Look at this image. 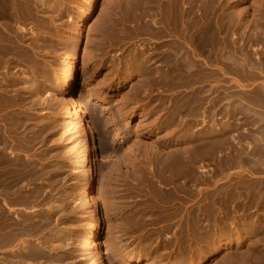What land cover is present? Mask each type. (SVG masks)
<instances>
[{
    "label": "rangeland",
    "instance_id": "1",
    "mask_svg": "<svg viewBox=\"0 0 264 264\" xmlns=\"http://www.w3.org/2000/svg\"><path fill=\"white\" fill-rule=\"evenodd\" d=\"M63 1H65L66 4H64L63 2L60 5V9L55 14L46 12V10L43 8L44 6H41V4H39L42 2V0H39V2L37 1L39 4V11L37 12L38 14H40L39 16H37L38 14H34L35 17L34 15L29 17H25L23 15L18 16L20 14L19 12H17V16L16 14L13 15L11 21L14 22H10L11 24H4L10 21V17H7V19L6 17H0V21L3 23L0 25V28H2L0 29V31L4 28L6 30V27L4 25L7 26V31L4 30L2 31L3 33L1 32V34H6L4 39H10L5 41L1 38L2 35L0 34V39L3 40V42L0 40V44L3 45L5 42H7L3 45V47L0 45V50L2 51H0V87H4L2 89L0 88V95L3 92L0 99L4 98L2 99L4 102L2 100L0 102V109H2V111L0 110V120L2 119V122H0V124H4H1V126L6 132L5 136L7 135L6 138L8 139V141L6 140V143L1 144V146H3V149L5 150L4 153L8 151V154L6 153L8 155H6L7 157H11L12 155L11 159L13 158V161L16 163V171L14 172V174L17 173L16 175L13 174L10 179L8 178L6 182L0 180V193L2 195H0V216H2L0 217V223L4 219V212L6 215L9 214L8 218L11 219H8L9 224H13V229L10 228L11 232L13 231V233H9V235L11 234V236L13 237V241L10 240L11 242L6 244L7 247L4 244V235L2 234L0 228V234H2L0 237V264L1 259H3L2 257L5 253L9 258H15H13L14 262L12 264H21L20 262H22L23 264L24 262L25 264H28V262L29 264H38L39 262V264H53L54 262V264H155V262L156 264H177L179 259L181 258L180 255H176V253L170 252L169 250H166L163 253L162 251H159L157 248H155V245L149 243L151 242L150 237H152V235L156 236V234L160 232V230L164 231L167 227L165 226V223L159 224L158 222H156L155 212L151 208L147 207L150 199H152L154 196V193H151V189H149L150 187L148 185L147 179L149 178V176H151V174H153V169L157 166V164L160 161H163L164 158H167V156L170 154L168 152H172L174 150L175 152L177 150V152L187 154L186 156H188L189 163L194 165V175L197 176L196 180H198L197 185L194 188V192L197 193V190L201 189L199 191V193H201H197L199 195V198L198 196H196L193 198V201L188 202H193L192 204H195L196 206L194 207L192 204H188L189 207L192 208L193 206L194 208H196L199 204L198 200L202 197V192H213L217 189V187L223 188L217 191H220L224 198L230 199L231 196H236L238 199H240L238 200V202H240L239 204L235 205L234 201H232V203H230L231 205H229V207H226V209L222 207L220 214H222V216L224 214L226 215V210L228 209L227 217L233 223V226L231 227L234 229L237 228L241 236L239 238H229V236H227L226 233L223 232L222 236L220 235V242L214 243L215 248H211L210 245L207 252L204 255H200L198 257L199 259L197 258L198 261H196L195 264H226V261H234V259L235 261L232 264H264V0L263 2L260 0H199V3L195 2L197 0H174L175 3L173 0H168L169 3L167 0H162L165 5H163V2L161 0H143L144 3L143 1H141L143 3V6L140 5L142 7V9L140 8L141 11L138 9V7L136 8V11L139 10L140 13L142 12V15L145 14L142 18V15H140L139 13V16L141 17H139L140 19H138V17L132 18L131 16H128L129 14L127 12L129 7H124L125 9H122V12L121 8L115 6L116 10H114V13L117 14L119 11L120 16L118 14L116 16L115 14H113V18L116 20L118 27L122 28V26L124 25V27L122 28V32H125V35L131 33L130 30L134 25L138 26L140 23H143V19H145V22L146 20H152V18L158 20L161 18V15L165 11L171 8L172 4L180 2V11H183V9H189L188 11L190 14L188 17L191 20L197 19V21L201 22L204 20V17H207L209 19V27L210 25H213L214 27L217 25L215 28L210 27V29H212L211 34L212 36H217V39L216 36H214V40H217L218 42L219 40L220 42L223 41V45L220 46L224 49V51H222L223 49L221 51L215 49L216 45L211 46L209 49L210 52L208 51V53L205 54L207 60L205 59V57H203L204 54L202 52H198L199 50L195 51V54H198L197 57H195V60L196 62L197 60H199L198 62L200 63L199 64L197 62V64L202 68L204 66V68L202 71L197 68L198 72H196V74H198V76L197 80L194 83H187L188 85H186L185 82L183 83L182 81H180L176 86V89L175 87H173L174 89L166 88V90L165 88H163L164 92H162V89L160 88H154V90L151 87L152 89H150L151 91L149 92H152L153 95L148 92L146 96L143 93V96L138 95V93L140 94V92L138 91V87L140 85V79H142V74H140L142 73V67H139L137 64L135 65L134 59L137 55L136 52L132 53L131 50L135 49L136 51H138L142 49L143 46V48L146 47L148 51H151L154 43L148 42V44L145 40H139V38H136V40L135 38L130 39L131 42L128 43L126 51H129V62H132L129 65V72L131 73L129 76L124 77L122 76V57L125 55H122L120 53V47H117L115 45L108 46V42H110V44L111 42L113 43V41H110V39H108V42L106 43L107 45L105 44V46H101V43L98 41V23L106 15L105 12L107 11L110 4H118V1L125 2L131 0H95V3L93 4V0ZM181 1L183 2L181 3ZM184 1H187V3L191 1V5L189 3H185ZM210 1L212 6H207ZM212 1L214 4H216V7H214L216 8V11L213 9L214 4L212 3ZM216 1H218V3H215ZM146 3H148V5ZM157 3H161L160 6H158ZM168 4H171L169 6L170 8L168 6L166 7V5ZM205 4L207 5L205 6ZM40 6L43 9H41ZM231 6L233 7L231 8ZM159 7L163 12L159 10ZM200 7L203 9H201ZM206 7L208 8L206 9ZM192 8L195 11H192ZM145 11L147 14L145 13ZM153 11L155 13H153ZM44 12L46 15L44 14ZM233 12L236 14V18ZM58 13L61 14V16H57ZM148 13L150 15H148ZM154 14H156V17H152L155 16ZM231 14H233V16ZM237 14H239V16ZM51 15H55L56 17L54 16L52 18ZM230 15L232 18H230ZM221 16L223 17V19ZM119 17H122L123 20L122 18L119 20ZM227 17L229 20H231L228 21ZM35 18L36 20H34ZM29 19L31 20V22ZM124 19L128 21H124ZM27 20L28 22H26ZM41 20L43 21V23ZM129 21H132V24ZM135 21H139V24H137ZM217 21H223V23L219 22L221 24H219V26ZM33 22L36 23L34 24V26ZM121 22H123V25ZM12 24L13 27L11 29ZM127 24L129 27L127 26ZM17 25L18 27H16ZM43 25H45L46 27H44ZM253 25L256 26L253 27ZM31 27H33V29H31ZM17 28H20L22 33L21 35L19 34L20 30L17 31ZM43 28L45 31L43 30ZM127 28H129L130 30ZM222 28L224 29V32ZM125 29L127 30L125 31ZM213 29H215V33ZM32 31L36 33H33ZM9 32L13 33L9 34ZM50 32L51 35H49ZM78 32L80 34H78ZM14 33H16V35ZM223 33L226 34L223 35ZM225 36L227 38H225ZM12 38L15 39L13 40ZM10 41L14 46H16V44L18 45L19 43V45L16 46L17 49L13 45H8V42ZM12 41L14 42L12 43ZM144 41L146 43H144ZM230 41L232 43L234 42V45ZM224 43L226 46H224ZM240 44L242 46V49L240 47ZM236 45H238L237 48L239 49L236 48ZM5 46H8V48L11 47L9 48L11 51L9 49L7 50ZM223 46L226 47V49ZM233 47L235 48L233 49ZM196 49H198V47H196ZM216 52L218 54H216ZM245 52L246 54H244ZM247 52L249 54H247ZM219 53H226L227 56L225 55L226 57L223 59L226 60L225 63L223 60H218L219 57L215 56H218ZM229 53H232V55L230 54L231 58L229 57ZM4 54H6V56ZM2 55H4L5 57ZM244 55L246 56L247 60ZM209 57H211L212 59H210ZM234 58L239 63L243 60L240 63V65L242 64L240 66L241 68L238 66L239 64L234 60ZM203 61H206L204 63H207L208 65L206 64L205 66ZM230 62L234 63L233 67H231L233 63L230 64ZM252 62L254 64H252ZM248 63H250L249 66ZM5 65H7V68L5 67ZM133 67L137 68L134 69ZM69 68L75 70L76 74L75 84L72 90L73 92H70L68 89L64 88L62 83L64 74ZM139 69L141 71H139ZM243 73H245L244 75L246 77L243 75ZM216 75L219 79L215 77ZM203 76L205 79L203 78ZM13 77H15V83L13 82ZM202 85L203 87H201ZM5 89H7L8 91ZM159 91L162 93L159 94ZM173 91L176 93H174ZM131 92L135 94L137 98L134 97ZM166 92L168 94L170 92H173L174 94L170 93L172 95L171 97V95L169 94V96ZM196 92H199V95H197ZM4 93L5 96L7 95L6 97L3 96ZM22 93L25 96L24 98L22 97ZM9 96H12L14 98H11ZM173 96L175 97V99L177 98L175 101ZM169 97L173 99L174 102H170L171 99L169 101ZM9 98L11 100H14H12L13 103L16 101L14 103L16 104V107H14L15 105L13 103L11 104ZM134 100H137L138 104L135 103L136 101L134 102ZM197 100L201 102V105H199L200 108L198 106L199 102ZM62 101L68 102L69 107H62ZM159 101L164 102L163 107L162 105L157 106ZM7 102L9 104H7ZM166 102L168 104H171L168 105ZM79 103L82 106V110L85 111L86 117L84 118V122L86 121L85 124L87 122L91 123L96 137L94 147L93 143H90L92 148L91 152L89 151L90 156H87L85 158L82 157L81 152L84 142V132L82 128L83 126L79 120L80 112H76L75 110V106H78L77 104ZM7 105L10 108L9 110L7 108ZM165 105H168V107L170 106L172 109H169L170 107L168 108ZM17 107L20 108L18 109ZM150 108L152 112L157 109L156 111L158 114L156 113V111H154L155 113L153 112V114ZM12 109L15 110L11 111ZM173 109L177 113V117H179L178 120L182 124L179 122V133L177 130V133L174 132L172 134L169 131L170 128H167V126L169 125L171 120L170 112L173 111ZM161 110L163 111L160 113ZM147 111L151 113L149 114L147 113ZM22 112L25 115H23ZM2 113L4 115L3 117ZM7 113L8 118L6 116ZM17 113H20V115ZM21 115H23L22 118ZM153 118L155 120L157 118L159 122L158 120H153ZM203 119L207 120L206 124L203 122ZM10 120H13V123ZM152 122H154L155 124ZM160 122L162 125L160 124ZM6 123L8 124V126H6ZM166 123H168V125ZM10 124L12 125L9 126ZM16 125H21L20 127L22 129ZM19 128L21 129V131ZM17 129L19 130L17 131ZM167 130L169 134H167ZM216 132L219 134V136ZM13 133H17L15 134V137ZM163 133L166 134V136L164 135L166 139L164 138V136H162ZM18 135H20V137ZM216 139L219 140V142ZM216 144L220 146L218 147V145L216 146ZM4 146L6 149L4 148ZM6 146L10 147L7 148ZM102 146L104 147L103 149ZM131 152H133V154H131ZM258 153H260L262 156ZM122 160L123 162H121ZM97 166L104 167L105 171L103 170L102 174L99 171L97 172ZM141 166L143 168H137ZM202 167L207 169L203 173L200 171ZM135 174L138 176L136 177ZM139 176L144 177L141 178ZM138 177L141 180L138 179ZM205 180L207 181L205 182ZM139 181L144 182L143 185L145 184V189L148 188L147 190H145L143 187V196L141 194L138 195L136 193H133V190L135 189V187H137ZM2 182L5 183L6 186L3 185ZM131 183L134 185L132 186ZM1 184L3 185V187ZM87 184L91 187L89 191L90 204L84 200L83 194V188ZM157 184L161 185L160 182H157ZM198 186H201L202 188L200 187L199 189ZM4 187L5 190L3 189ZM129 187L130 190H127L129 189ZM131 188L133 189L132 191ZM147 191L150 192L148 193ZM3 195H5L4 198ZM134 199H136L135 202ZM3 201L5 203H3ZM8 203H10L9 206L11 205V207H13H10L11 211L9 206L6 205ZM136 205L138 206V208ZM148 209H151V212ZM140 211H142L143 213ZM132 212L133 214H131ZM136 213H138L137 216H135ZM141 213L145 217L143 218V220H146H144L142 223H145L146 226L145 224L143 225L141 223L137 224L136 222H133L136 217L141 216ZM27 215L29 219L27 218ZM253 215H255V218ZM22 216L24 219L22 218ZM153 218L155 221L153 220ZM178 218L174 221L176 226H173L172 231H175L179 228ZM260 219L261 221H259ZM18 221L20 225L16 224L18 223ZM129 221L130 223H132L131 225ZM152 221L155 225L152 224ZM29 222H32V225H30L31 223ZM21 223L23 226H21ZM254 223H256L257 225ZM158 224L160 225L159 228ZM14 226L16 228H14ZM131 226H134L137 230L134 229V227L131 228ZM254 226H258L260 230L258 227L252 229L254 228ZM32 229H35V231ZM16 230L18 232H16ZM152 231L153 234L151 233ZM14 232L16 233V235ZM23 232L26 234H23ZM20 234L22 235V237L20 236L22 239L17 236ZM29 234H31L32 236L29 237ZM116 235H118L119 238ZM44 238L46 242L44 241ZM194 239H196V237H194ZM43 241L46 245L42 248V244L44 243ZM29 242L33 243L30 245ZM143 243H145V245ZM149 244H152L153 247H151L152 245ZM13 245L17 247L15 248ZM120 245L125 249H128V251L131 250V252H133L135 256H148L146 257L147 260L145 262H139L125 256H120ZM30 246L34 247L33 250H35L32 251V247ZM5 247L7 248V250H9L7 251ZM145 247L146 249H144ZM4 248L6 250L5 252ZM1 252L4 253L2 254ZM19 252L22 254L24 252V255L26 256H23ZM34 252L35 254H37L35 255ZM45 254L47 256H45ZM50 254L52 255L50 256ZM42 255L43 259L45 257L46 259L42 260ZM161 258L164 260H161V262H159ZM47 260L48 262H46ZM251 260L253 261V263ZM241 261L244 262L241 263Z\"/></svg>",
    "mask_w": 264,
    "mask_h": 264
},
{
    "label": "bare ground",
    "instance_id": "2",
    "mask_svg": "<svg viewBox=\"0 0 264 264\" xmlns=\"http://www.w3.org/2000/svg\"><path fill=\"white\" fill-rule=\"evenodd\" d=\"M39 2V0H0V17H6V19H7V17H10V21H8L7 23H4V24H11L10 22H14V21H11V19H12V17H13V15L14 14H16L17 12H19V14L20 15H18V16H21V15H23V16H25V17H29V16H32V15H34V14H38L37 12L39 11V4H41V6H44L43 8L46 10V12H50L51 14H55V13H57V11L60 9V5L64 2V4H66V2L65 1H63V0H42V2L41 3H39L38 4V2ZM141 1H143V0H135V1H118V4L116 3V4H110V6L108 7V9H107V11L105 12L106 13V15L103 17V19L101 20V21H99V25H98V27H97V32H98V37H99V39H98V41L101 43L100 45L101 46H105V44L108 42V39H110V41H113V43L111 42V44H110V42H108L109 44H108V46H111V45H115V46H117V47H120V49H121V51H120V53L122 54V55H125V56H123L122 58V69H123V75L122 76H124V77H126V76H129L130 75V73L131 72H129V65H130V63H132V62H129V56H128V54H129V51H126V47H127V45H128V43H130L131 41H130V39H132V38H135V40H136V38H139V40L140 39H142V40H145L147 43L149 42V43H154V46L152 47V50L151 51H148L147 50V48L145 47V48H143V46H142V49H140V50H138V51H136L135 49H133V50H131L132 51V53L134 52H136V57H135V59H134V61H135V65L137 64L139 67H142L141 69H142V73H140V74H142V79H140L139 81H140V85H139V87H138V91L140 92V94L138 93V95L139 96H143V94H145V96H146V94L149 92V91H151L150 89H157V88H160V89H162V92H164L163 91V88H165V90H166V88H168V89H170V88H172V89H174L173 87H175V89H176V86L178 85V83L180 82V81H182L183 83L185 82L186 83V85H188L187 83H189V84H192V83H194L196 80H197V76H198V74H196V72H198V69L197 68H199L201 71L203 70V68H204V62H206V61H203V68L200 66V65H198L197 64V62L199 61V60H197V62H196V60H195V57H197V55L195 54V51H198V52H202L203 54H204V56L203 57H205V59H206V53H208V51L210 52V47L211 46H215L216 45V47H215V49H218V51H221L223 48L220 46V45H223V41H221L220 42V40H219V42L217 41V40H214L215 39V37L214 36H216V35H213L212 36V34H211V30L212 29H210V27L211 28H215L213 25V27L210 25V27H209V23H208V18L207 17H204L202 20L203 21H201V22H199V21H197V19L195 20H191L188 16H189V9H183V11H180V5H179V3L177 2L176 4H172V6H171V8L169 7L171 4H168V5H166V7L168 6L170 9L169 10H167V11H165L162 15H161V18L160 19H154V18H152V20H149V21H147L146 20V22H145V19H143V23H138L139 21H135L137 24H139L138 26H133L132 27V31L129 29V28H127V29H129L130 30V34L128 33V35H125L126 33L125 32H122L123 30H122V28L124 27V25H123V22H121L122 23V28L121 27H118V24H117V22H116V20L113 18V14H115L114 13V10H116L115 9V6L116 7H119V8H121V11H122V9H125L124 7H129L128 8V16H131L132 18L133 17H138V19H140L141 17L139 16V10H140V8L142 9V7L140 6V5H142L143 6V3H144V1H146V0H144L143 1V3L141 2ZM148 1V0H147ZM151 1V0H150ZM156 1V0H155ZM158 1H160V0H158ZM162 1V0H161ZM168 1V0H167ZM174 1V0H173ZM176 1V0H175ZM175 1H174V3H175ZM188 1V0H187ZM187 1H184L185 3H187ZM201 1V0H200ZM204 1H207V0H204ZM213 1H215V0H213ZM213 1H212V3H213ZM220 1V0H219ZM260 1H262L263 2V0H260ZM163 2V1H162ZM170 2H172V1H170ZM183 1H181V3H182ZM195 2H198L199 3V0H197V1H195ZM235 2V1H234ZM93 3H95V0H93V2H92V4ZM153 3V2H152ZM168 3H169V1H168ZM189 4L191 3V1H189L188 2ZM187 3V4H188ZM205 3H207V2H205ZM215 3H218V1H216ZM225 3V2H224ZM229 3V2H228ZM264 3V2H263ZM147 5H148V3H146ZM154 4H155V2H154ZM153 4V5H154ZM158 4V3H157ZM156 4V5H157ZM160 4L161 3H159L158 4V6H160ZM194 4V3H193ZM197 4V3H196ZM214 4V3H213ZM255 4H257V3H255ZM261 4V3H260ZM163 5H165V3L163 2ZM162 5V6H163ZM186 5V4H185ZM184 5V6H185ZM191 5V4H190ZM199 5V4H198ZM200 5H201V3H200ZM207 4H205V6H206ZM211 5V1H210V3L207 5V6H210ZM216 4H214V6H213V9L216 11V8H214V7H216L215 6ZM233 5V4H232ZM41 6H40V8H41ZM152 6V5H151ZM155 6V5H154ZM158 6H157V8H158ZM179 6V7H178ZM182 6H183V4H182ZM212 6V5H211ZM224 6V5H223ZM138 7V9L139 10H137L136 11V8ZM144 7H145V4H144ZM147 7V6H146ZM156 7V6H155ZM186 7V6H185ZM227 7V6H226ZM233 6H231V8H232ZM43 8H41V9H43ZM149 8V7H148ZM184 8V7H183ZM187 8H189V7H187ZM191 8V7H190ZM195 8H196V5H195ZM201 8V7H200ZM200 8H199V10H200ZM208 7H206V9H207ZM212 8V7H211ZM164 9H165V7H164ZM201 9H203V8H201ZM210 9V8H209ZM223 9V8H222ZM244 9V8H243ZM106 10V9H105ZM127 10V9H126ZM151 10H152V8H151ZM159 10H161L160 9V7H159ZM194 9L192 8V11H193ZM198 10V9H197ZM219 10H221V9H219ZM233 10V9H232ZM41 11V10H40ZM44 11V10H43ZM104 11V10H103ZM118 11V10H117ZM141 11V10H140ZM143 11V10H142ZM148 11H150V10H148ZM162 11V10H161ZM195 11V10H194ZM223 11V10H222ZM228 11V10H227ZM116 12V11H115ZM123 12V11H122ZM126 12V11H125ZM163 12V11H162ZM161 12V13H162ZM238 12V11H237ZM61 13V12H60ZM104 13V12H103ZM142 13V12H141ZM140 13V15H142ZM145 13H146V11H145ZM153 13H155L154 11H153ZM157 13V12H156ZM228 13V12H227ZM227 13H226V15H227ZM229 13H230V10H229ZM234 13V12H233ZM42 14V13H41ZM44 14H45V12H44ZM118 15H119V11H118V13H117ZM117 14H115V16L117 15ZM121 14V13H120ZM147 14V13H146ZM160 14V13H159ZM193 14V13H192ZM222 14V13H221ZM40 14H38L37 16H39ZM46 15V14H45ZM61 16V14H57V16ZM123 15V14H122ZM121 15V16H122ZM124 15H126V14H124ZM145 14H143L142 15V18H143V16H144ZM148 15H150L149 13H148ZM147 15V16H148ZM155 16H152V17H156V14H154ZM213 15V14H212ZM225 15V16H226ZM232 16H233V14H231ZM231 15H230V18H232L231 17ZM236 14L234 13V16H235ZM238 16H239V14H237ZM16 16H17V14H16ZM52 16V18L55 16H53V15H51ZM120 16V15H119ZM146 16V17H147ZM158 16V15H157ZM210 16V15H209ZM217 16V15H216ZM215 16V17H216ZM34 17H35V15H34ZM33 17V18H34ZM41 17V16H40ZM56 17V16H55ZM124 17V16H123ZM140 17V18H139ZM159 17V16H158ZM220 17V16H219ZM222 17V16H221ZM228 17H229V15H228ZM228 17H227V19H228ZM15 18V17H14ZM17 18V17H16ZM19 18V17H18ZM43 18V17H42ZM51 18V19H52ZM84 18V17H83ZM122 17H119V20L121 19ZM125 18V17H124ZM130 18V17H129ZM145 18V17H144ZM212 18V17H211ZM226 18V17H225ZM235 18H236V16H235ZM2 19V18H1ZM21 19V18H20ZM19 19V20H20ZM38 19V18H37ZM126 19H128V18H126ZM222 19H223V17H222ZM4 20H5V18H4ZM30 20V19H29ZM34 20H36V18L34 19ZM33 20V21H34ZM122 20H123V18H122ZM133 20V19H132ZM211 20V19H210ZM218 20H219V18H218ZM231 20V19H230ZM229 19H228V21H230ZM234 20V19H233ZM232 20V21H233ZM236 20V19H235ZM42 21V20H41ZM50 21V20H49ZM51 21H53V20H51ZM124 21H128V20H125L124 19ZM224 21V20H223ZM223 21H219V22H222L223 23ZM232 21H231V23H232ZM4 22V21H3ZM18 22H20V21H18ZM26 22H28V20L26 21ZM30 22H31V20H30ZM29 22V23H30ZM37 22V21H36ZM48 22V21H47ZM129 22H131V24H132V21H129ZM213 22H214V20H213ZM218 22V21H217ZM218 22V25L220 24ZM22 23V22H21ZM42 23H43V21H42ZM41 23V24H42ZM49 23V22H48ZM52 23V22H51ZM127 23V22H126ZM135 23V24H136ZM211 23V22H210ZM229 23V22H228ZM234 23V22H233ZM240 23V22H239ZM1 24H3L1 21H0V25ZM34 24H36V23H34L33 22V26H34ZM38 24V23H37ZM46 24V23H45ZM53 24V23H52ZM129 24V23H128ZM128 24H127V26H128ZM212 24V23H211ZM215 24H216V22H215ZM255 24V23H254ZM261 24V23H260ZM16 25V24H15ZM47 25V24H46ZM96 25V26H97ZM221 25V24H220ZM219 25V26H220ZM224 25V24H223ZM238 25V24H237ZM3 26V25H2ZM5 27H6V30H5V28L3 29V30H1L0 31V34H1V32L2 31H7V26L6 25H4ZM3 26V27H4ZM11 26V25H10ZM19 26H20V24H19ZM37 26V25H36ZM44 27H46L45 25H43ZM43 26H41V27H43ZM49 26V25H48ZM120 26V25H119ZM131 26V25H130ZM218 26V27H219ZM225 26V25H224ZM254 26H256V25H253V27ZM261 26V25H260ZM1 27V26H0ZM12 27H13V24H12V26H11V29H12ZM16 27H18V25L16 26ZM41 27H40V29H41ZM129 27V26H128ZM228 27V26H227ZM252 27V28H253ZM258 27V26H257ZM256 27V28H257ZM262 27V26H261ZM221 28V27H220ZM224 28V27H223ZM222 28V29H223ZM226 28V27H225ZM263 28V27H262ZM0 29H2V28H0ZM18 29V28H17ZM16 29V30H17ZM23 29V28H22ZM31 29H33V27H31ZM37 29H39V28H37ZM46 29V28H45ZM51 29V28H50ZM127 29H125V31L127 30ZM218 29V28H217ZM234 29H235V27H234ZM254 29V28H253ZM15 30V31H16ZM20 30V28L17 30V31H19ZM43 30H44V28H43ZM53 30V29H52ZM128 30V31H129ZM215 29H213V31H214ZM220 30V29H219ZM219 30H218V33H219ZM226 30V29H225ZM229 30V29H228ZM252 30V29H251ZM11 31V30H10ZM13 31V30H12ZM24 31V30H23ZM34 31V30H33ZM32 31V32H33ZM45 31V30H44ZM47 31V30H46ZM127 31V32H128ZM246 31V30H245ZM38 32V31H37ZM39 32H41V31H39ZM96 32V33H97ZM223 32H224V29H223ZM248 32V31H247ZM3 33V32H2ZM13 33V32H12ZM12 33H10L9 32V34H12ZM17 33V32H16ZM16 33H14L15 35H16ZM33 33H36V32H33ZM48 33V32H47ZM124 33V34H123ZM214 33H215V31H214ZM216 33H217V31H216ZM217 33V34H218ZM229 33V32H228ZM227 33V34H228ZM19 34L21 35L22 33H21V30H20V32H19ZM18 34V35H19ZM78 34H80L79 32H78ZM222 34V33H221ZM226 33H223V35H225ZM230 34V33H229ZM232 34V33H231ZM254 34V33H253ZM2 35V34H1ZM0 35V36H1ZM8 35V34H7ZM49 35H51V32H50V34ZM5 36H6V34H4V35H2V39H4L5 38ZM23 36V35H22ZM21 36V37H22ZM41 36V35H40ZM140 36H143V37H140ZM218 36H219V34H218ZM222 36V35H221ZM220 36V37H221ZM257 36V35H256ZM11 37H12V35H11ZM18 37V36H17ZM25 37V36H24ZM219 37V38H220ZM229 37V36H228ZM236 37V36H235ZM254 37V36H253ZM258 37V36H257ZM214 38V39H213ZM225 38H227L226 36H225ZM231 38V37H230ZM233 38V37H232ZM13 39V38H12ZM15 39V38H14ZM13 39V40H14ZM216 39H217V36H216ZM1 40V39H0ZM5 41L6 40H10V39H4ZM224 40V39H223ZM225 40H227V39H225ZM230 40V39H229ZM2 42H3V40H1ZM4 41V42H5ZM144 41V43H146ZM14 41H12V43H13ZM16 42V41H15ZM225 42V41H224ZM231 42V41H230ZM1 43V42H0ZM5 43H7V42H5ZM4 43V44H5ZM17 43V42H16ZM19 43H20V40H19ZM19 43H18V45H19ZM33 43V42H32ZM31 43V44H32ZM34 43H35V41H34ZM148 43V44H149ZM222 43V44H221ZM227 43V42H226ZM229 43V42H228ZM232 43V42H231ZM234 43V42H233ZM232 43V44H233ZM3 44V45H4ZM13 45V44H11V41L10 42H8V45ZM15 44V43H14ZM231 44V45H232ZM1 45V44H0ZM3 45H1L2 47H3ZM17 44H16V46H18ZM33 45V44H32ZM107 45V44H106ZM142 45V44H141ZM229 45V44H228ZM234 45V44H233ZM232 45V46H233ZM14 46V45H13ZM16 46H14V47H16ZM30 46V45H29ZM138 46V45H137ZM224 46H226L225 45V43H224ZM223 46V47H224ZM237 46L238 45H236V48H237ZM6 47V46H5ZM4 47V48H5ZM33 47H35V46H33ZM148 47V46H147ZM196 47H198V49H196ZM229 47V46H228ZM240 47H241V49H242V46H241V44H240ZM7 48V50L9 49V48H11V47H9L8 48V46L6 47ZM23 48V47H22ZM101 48V47H100ZM110 48V47H109ZM140 48V47H139ZM151 48V47H150ZM213 48V47H212ZM225 49H226V47H224ZM235 47H233V49H234ZM2 49V48H1ZM16 49H17V47H16ZM24 49V48H23ZM118 49V48H117ZM149 49V48H148ZM214 49V50H215ZM232 49V50H233ZM237 49H239V48H237ZM245 49V48H244ZM243 49V50H244ZM10 50V49H9ZM27 50V49H26ZM26 50H24V51H26ZM231 50V51H232ZM1 51V50H0ZM11 51V50H10ZM13 51H14V49H13ZM12 51V52H13ZM22 51V50H21ZM105 51H106V49H105ZM130 51V52H131ZM212 51V50H211ZM222 51H224V49L222 50ZM238 51V50H237ZM245 51V50H244ZM2 52V51H1ZM0 52V53H1ZM197 52V53H198ZM234 52V51H233ZM232 52V53H233ZM5 53H6V51H5ZM11 53V52H10ZM14 53H15V51H14ZM24 53V52H23ZM27 53V52H26ZM232 53H229V57L231 58V56H230V54L232 55ZM30 54V53H29ZM90 54V53H89ZM201 54V53H200ZM216 54H218L217 52H216ZM227 54H228V51H227ZM244 54H246V52L244 53ZM247 54H249L248 52H247ZM5 56H6V54H4ZM4 55H2V56H4ZM8 55V54H7ZM14 55V54H13ZM31 55V54H30ZM196 55V56H195ZM208 55V54H207ZM212 55V54H211ZM226 53L224 54V53H219V55L217 56V55H215L216 57H219L218 58V60L220 59V60H223L226 56ZM236 55H237V53H236ZM241 55V54H240ZM243 55V54H242ZM4 56V57H5ZM9 56V55H8ZM27 56V55H26ZM88 56V55H87ZM86 56V57H87ZM200 56H202V55H200ZM215 56H214V59H215ZM239 56V55H238ZM248 56V55H247ZM3 57V58H4ZM92 57V56H91ZM199 57V56H198ZM234 57V56H233ZM232 57V58H233ZM236 57V56H235ZM240 57H243V56H240ZM244 57L246 58V56L244 55ZM9 58V57H8ZM29 58V57H28ZM210 59H212L211 57H209ZM228 58V57H227ZM238 58V57H237ZM89 59V58H88ZM213 59V60H214ZM217 59V58H216ZM239 59V58H238ZM237 59V60H238ZM252 59V58H251ZM250 59V60H251ZM19 60H20V58H19ZM28 60V59H27ZM121 60V59H120ZM207 60V59H206ZM234 60H235V58H234ZM234 60H233V62H234ZM241 60V59H240ZM246 60H247V58H246ZM245 60V61H246ZM31 61V60H30ZM86 61V60H85ZM89 61V60H88ZM91 61V60H90ZM133 61V62H134ZM216 61V60H215ZM224 61V63H225V61L226 60H223ZM230 61H232V60H230ZM236 61V60H235ZM243 61V60H242ZM241 61V62H242ZM244 61V62H245ZM3 62V61H2ZM200 62H202V61H200ZM217 62V61H216ZM219 62V61H218ZM233 62H230V64H232ZM239 65V67L242 65H240V63L238 62V61H236ZM247 62H249V61H247ZM8 63V62H7ZM199 63V62H198ZM209 63V62H208ZM221 63H223V62H221ZM228 63V62H227ZM246 63V62H245ZM200 64V63H199ZM207 64V63H206ZM206 64H205V66H206ZM236 64V63H235ZM244 64V63H243ZM249 64L250 63H248V66H249ZM252 64H254L253 62H252ZM7 65H9V64H7ZM7 65H5V67L7 66ZM208 65V64H207ZM215 65V64H214ZM245 65V64H244ZM243 65V66H244ZM30 66V65H29ZM120 66V65H119ZM211 66V65H210ZM219 66V65H218ZM231 66V65H230ZM234 66V63H233V65L231 66V67H233ZM242 66V67H243ZM252 66V65H251ZM264 66V65H263ZM229 67V66H228ZM235 67H237V66H235ZM238 67V68H239ZM255 67V66H254ZM3 68H4V66H3ZM7 68V67H6ZM118 68V67H117ZM134 68V67H133ZM137 68V67H136ZM136 68H134V69H136ZM220 68V67H219ZM218 68V69H219ZM241 68V67H240ZM251 68V67H250ZM260 68V67H259ZM0 69H1V66H0ZM85 69V68H84ZM217 69V70H218ZM237 69V68H236ZM243 69V68H242ZM249 69V68H248ZM5 70V69H4ZM223 70V69H222ZM232 70V69H231ZM113 71V70H112ZM111 71V72H112ZM134 71V70H133ZM136 71V70H135ZM139 71H141L140 69H139ZM139 71H138V73H139ZM221 71V70H220ZM225 71V70H224ZM239 71H240V69H239ZM247 71H249V70H247ZM257 71V70H256ZM10 72V71H9ZM121 72V71H120ZM205 72V71H204ZM216 72V71H215ZM244 72V71H243ZM136 73V72H135ZM135 73H133V74H135ZM201 73V72H200ZM199 73V74H200ZM247 73H249V72H247ZM254 73V72H253ZM245 73H243V75H244ZM251 74V73H250ZM75 70H72V68H69L68 70H67V72L64 74V77H63V87L64 88H66V89H68L70 92L73 90V88H74V84H75ZM119 75V74H118ZM132 75V74H131ZM204 75H205V73H204ZM214 75V74H213ZM218 75V74H217ZM215 76V77H217L218 78V76ZM247 75V74H246ZM5 76V75H4ZM138 76V75H137ZM200 76V75H199ZM245 76V75H244ZM255 76V75H254ZM258 76V75H257ZM120 77V76H119ZM134 77V76H133ZM140 77V78H141ZM201 77H202V75H201ZM200 77V78H201ZM206 77V76H205ZM220 77V76H219ZM246 77V76H245ZM248 77V76H247ZM249 77H251V76H249ZM14 78L15 77H13V82L15 81L14 80ZM32 78V77H31ZM139 78V77H138ZM203 78H204V76H203ZM1 79V78H0ZM12 79V78H11ZM23 79V78H22ZM205 79V78H204ZM219 79V78H218ZM242 79V78H241ZM250 79H252V78H250ZM128 80V79H127ZM203 80V79H202ZM235 80V79H234ZM11 81V80H10ZM17 81H18V79H17ZM16 81V82H17ZM200 81H201V79H200ZM215 81V80H214ZM236 81H237V79H236ZM9 82V81H8ZM134 82V81H133ZM218 82V81H217ZM15 83V82H14ZM24 83H25V81H24ZM137 83V82H136ZM211 83V82H210ZM237 83V82H236ZM239 83V82H238ZM1 84V83H0ZM11 84V83H10ZM138 84H139V82H138ZM182 84V83H181ZM198 84V83H197ZM212 84V83H211ZM13 85V84H12ZM184 85V84H183ZM214 85V84H213ZM221 85V84H220ZM5 86V85H4ZM190 86V85H189ZM12 87V86H11ZM11 87H9V88H11ZM27 87H29V86H27ZM133 87V86H132ZM152 87V88H151ZM179 87V86H178ZM187 87V86H186ZM201 87H203V85L201 86ZM200 87V88H201ZM1 88V87H0ZM2 88H4V87H2ZM1 88V89H2ZM13 88V87H12ZM18 88V87H17ZM136 88H137V85H136ZM135 88V89H136ZM189 88V87H188ZM191 88V87H190ZM199 88V89H200ZM134 89V88H133ZM132 89V90H133ZM154 89V90H155ZM184 89V88H183ZM193 89V88H192ZM192 89H191V91H192ZM5 90H7V89H5ZM13 90V89H12ZM11 90V91H12ZM15 90V89H14ZM19 90H21V89H19ZM131 90V89H130ZM197 90V89H196ZM204 90V89H203ZM8 91V90H7ZM21 91H23V90H21ZM134 91V90H133ZM132 91V92H133ZM153 91V90H152ZM170 91V90H169ZM168 91V92H169ZM199 91V90H198ZM208 91V90H207ZM0 92H1V90H0ZM6 92V91H5ZM26 92V91H25ZM73 92V91H72ZM131 92V93H132ZM157 92H158V90H157ZM156 92V93H157ZM162 92H160L159 91V94L160 93H162ZM174 92V91H173ZM172 92V93H173ZM195 92V91H194ZM201 92H202V89H201ZM21 93V92H20ZM29 93V92H28ZM143 93V94H142ZM150 94H152V92H149ZM167 93V92H166ZM171 93V92H170ZM169 93V94H170ZM171 93V94H172ZM174 93H176V92H174ZM173 93V94H174ZM197 93V92H196ZM195 93V94H196ZM199 93V92H198ZM197 93V95H199ZM2 94H3V92H2ZM1 94V95H2ZM13 94V93H12ZM18 94V93H17ZM133 94V93H132ZM150 94H149V97H150ZM155 94V93H154ZM158 94V93H157ZM168 94V93H167ZM168 94V95H169ZM170 94V95H171ZM194 94V93H193ZM203 94H204V92H203ZM0 95V98L2 97ZM9 95V94H8ZM11 95V94H10ZM21 95V94H20ZM134 95V97H136L137 98V96L135 95V94H133ZM153 95V94H152ZM163 95V94H162ZM169 95V96H170ZM3 96H5V93H4V95ZM7 96V95H6ZM5 96V97H6ZM14 96V95H13ZM155 96V95H154ZM203 96V95H202ZM9 97H11V98H14V97H12V96H9ZM22 97L24 98L25 96L23 95V93H22ZM132 97V96H131ZM148 97V96H147ZM146 97V98H147ZM157 97V96H156ZM158 97H159V95H158ZM157 97V98H158ZM168 97V96H167ZM171 97H172V95H171ZM174 97V96H173ZM198 97V96H197ZM218 97V96H217ZM17 98V97H16ZM15 98V99H16ZM220 98H221V96H220ZM2 99H4V98H2ZM2 99H0V102H1V100ZM10 99V98H9ZM134 99V98H133ZM161 99V98H160ZM167 99V98H166ZM170 97H169V101H170ZM177 99V98H176ZM175 99V97H174V101L176 100ZM195 99V98H194ZM6 100V99H5ZM8 100V99H7ZM13 100V99H12ZM12 100L10 99V101H11V104L13 103L12 102ZM24 100V99H23ZM79 100V99H78ZM127 100V99H126ZM131 100H132V98H131ZM140 100V99H139ZM143 100V99H142ZM141 100V101H142ZM151 100V99H150ZM165 100V99H164ZM200 100V99H199ZM3 101V100H2ZM14 101V100H13ZM136 101V102H135ZM145 101V100H144ZM152 101H153V98H152ZM157 101V100H156ZM162 101V100H161ZM161 101H159V103H158V105L157 106H160V105H162V107H163V104H164V102H161ZM168 101V102H169ZM173 101V99H171V101L170 102H174ZM198 101V100H197ZM4 102V101H3ZM2 102V103H3ZM16 102V101H15ZM14 102V103H15ZM21 102V101H20ZM125 102V101H124ZM128 102V101H127ZM131 102V101H130ZM134 102L135 103H137V100H134ZM134 102H132V103H134ZM143 102V101H142ZM147 102V101H146ZM149 102V101H148ZM151 102V101H150ZM199 102V101H198ZM6 103V102H5ZM13 103V104H14ZM129 103V102H128ZM152 103V102H151ZM167 103V102H166ZM165 103V104H166ZM177 103V102H176ZM7 104H9L8 102H7ZM22 104V103H21ZM61 104V103H60ZM70 104H71V102H70ZM80 104V103H79ZM79 104H77L78 106H75V110H76V112H80L79 113V116H80V118H79V120H80V122H81V124H82V128H83V132H84V142H83V146H82V149H81V152H82V157L83 158H85V157H87V156H90L89 155V151L91 152V145H90V143L92 142L93 143V147H94V143H95V132H94V130H93V127H92V125H91V123L90 122H87L86 124H85V122H84V118L86 117V115H85V111L84 110H82V106H81V104L79 105ZM138 104V103H137ZM140 104V103H139ZM142 104V103H141ZM155 104H156V102H155ZM168 104V103H167ZM171 103H169L168 105H170ZM2 105H4V104H2ZM15 106L14 107H16V104H14ZM75 105V104H74ZM73 105V106H74ZM85 105V104H84ZM127 105V104H126ZM144 105H146V104H144ZM151 105V104H150ZM168 105L166 106V107H168ZM199 105H201V102H199L198 103V106ZM6 106V105H5ZM8 106V105H7ZM11 106V105H10ZM13 106V105H12ZM18 106H19V104H18ZM148 106V105H147ZM152 106H153V104H152ZM151 106V107H152ZM156 106V105H155ZM175 106H177V105H175ZM13 107V108H14ZM23 107V106H22ZM21 107V108H22ZM62 107H64V108H67V107H69L68 106V102H65V101H62ZM145 107V106H144ZM170 107V106H169ZM168 107V108H169ZM179 107V106H178ZM195 107H197V106H195ZM2 108H3V106H2ZM6 108V107H5ZM8 108V110L10 109L9 108V106L7 107ZM18 108V107H17ZM20 108V107H19ZM18 108V109H19ZM25 108V107H24ZM155 108H157V107H155ZM159 108V107H158ZM161 108V107H160ZM174 108V107H173ZM199 108H200V106H199ZM135 109V108H134ZM152 109H154V108H152ZM163 109V108H162ZM169 109H172L171 107L169 108ZM168 109V110H169ZM1 111H2V109H0ZM3 110H4V108H3ZM15 109H12L11 111H14ZM21 110V109H20ZM27 110V109H26ZM74 110V109H73ZM150 110H151V108H150ZM157 110V109H156ZM156 110H154V111H156ZM160 110V109H159ZM164 110H165V108H164ZM176 110V109H175ZM179 110V109H178ZM192 110V109H191ZM198 110V109H197ZM68 111V110H67ZM149 111V110H148ZM147 111V113H151L152 112V110H151V112H148ZM153 111V112H154ZM163 110H161L160 111V113L162 112ZM202 111H204V110H202ZM10 112V111H9ZM18 112H19V110H18ZM146 112V111H145ZM152 112V113H153ZM165 112V111H164ZM177 112H179V111H177ZM194 112V111H193ZM196 112V111H195ZM5 113H6V111H5ZM14 113V112H13ZM12 113V114H13ZM23 113V112H22ZM147 113H146V115H147ZM155 113V112H154ZM153 113V114H154ZM156 113H157V111H156ZM167 113V112H166ZM17 114H19L20 115V113H17ZM16 114V115H17ZM158 114V113H157ZM170 114H171V117H170V123H169V125H168V123H166L168 126H167V128L169 127L170 128V132L173 134L174 132H176L180 127V121L178 120L179 119V117H177V113L174 111V109H173V111H171L170 112ZM1 115V114H0ZM14 115V114H13ZM23 115H25L24 113H23ZM23 115H21V118H22V116ZM152 115V114H151ZM179 115V114H178ZM4 115H3V113H2V117H3ZM7 118H8V113H7ZM27 116V115H26ZM30 116V115H29ZM145 116V115H144ZM150 116V115H149ZM153 116H155V115H153ZM158 116V115H157ZM160 116V115H159ZM168 116V115H167ZM167 116H166V118H167ZM185 116V115H184ZM15 117V116H14ZM31 117V116H30ZM148 117V116H147ZM181 117V116H180ZM1 118V117H0ZM16 118H17V116H16ZM27 118H29V117H27ZM145 118V117H144ZM155 118V117H154ZM153 118V120H155ZM203 118H204V116H203ZM6 119V118H5ZM19 119V118H18ZM23 119H24V117H23ZM32 119V118H31ZM162 119V118H161ZM160 119V120H161ZM2 120V119H1ZM0 120V122H2ZM3 120H4V118H3ZM7 120V119H6ZM9 120V119H8ZM144 120V119H143ZM156 120H158L157 118H156ZM155 120V121H156ZM188 120V119H187ZM11 122L13 121V120H10ZM21 121V120H20ZM30 121V120H29ZM28 121V122H29ZM164 121H165V119H164ZM167 121V120H166ZM8 122V121H7ZM22 122H23V120H22ZM150 122V121H149ZM158 122H159V120H158ZM180 122V123H179ZM192 122H193V119H192ZM203 122L206 124V122H207V120L206 119H203ZM4 123V122H3ZM10 123V122H9ZM13 123V122H12ZM24 123H25V121H24ZM24 123H22V124H24ZM27 123V122H26ZM152 123H154V122H152ZM163 123V122H162ZM165 123V122H164ZM203 123V124H204ZM2 124V123H1ZM1 124H0V180H2L3 182H6V180L9 178L10 179V177H12L13 176V174H14V172L16 171L15 170V168H16V163L13 161V158L11 159V157H12V155H11V157H7L8 155V151L6 152V153H4V149H3V146H1V144H4V143H6V140L8 141V139L6 138V136H5V134H6V132L3 130V128H2V126H1ZM17 124V123H16ZM19 124H20V122H19ZM28 124V123H27ZM151 124V123H150ZM149 124V125H150ZM155 124V123H154ZM157 124V123H156ZM160 124H161V122H160ZM182 124V123H181ZM2 125H4V124H2ZM12 124H10L9 126H11ZM26 125V124H25ZM162 125V124H161ZM193 125V124H192ZM216 125V124H215ZM6 126H8V124L6 123ZM16 126H19V125H16ZM21 126V125H20ZM19 126V127H20ZM23 126V125H22ZM155 126V125H154ZM185 126H187V125H185ZM13 127V126H12ZM27 127V126H26ZM156 127V126H155ZM190 127V126H189ZM8 128V127H7ZM14 128V127H13ZM17 128V127H16ZM21 128V127H20ZM19 128V129H20ZM182 128V127H181ZM12 129V128H11ZM19 129H17V131L19 130ZM22 129V128H21ZM21 129H20V131H21ZM155 129V128H154ZM166 129V128H165ZM164 129V130H165ZM7 130V129H6ZM14 130V129H13ZM29 130V129H28ZM160 130V129H159ZM215 130V129H214ZM10 131V130H9ZM41 131V130H40ZM185 131H186V129H185ZM192 131H194V130H192ZM218 131H219V129H218ZM222 131V130H221ZM221 131H220V134H221ZM14 132V131H13ZM29 132V131H28ZM38 132V131H37ZM159 132V131H158ZM167 132V134H169V132H168V130L166 131ZM165 132V133H166ZM8 133V132H7ZM12 133V132H11ZM26 133V132H25ZM177 133V132H176ZM178 133H179V130H178ZM217 133V132H216ZM10 134V133H9ZM8 134V135H9ZM14 134V133H13ZM15 134H17V133H15ZM15 134H14V137H15ZM21 134V133H20ZM98 134V133H97ZM185 134H187V133H185ZM218 134V133H217ZM11 135V134H10ZM166 136V134H164L163 133V135L162 136ZM178 135V134H177ZM19 137H20V135H18ZM165 136H164V138H165ZM167 136H169V135H167ZM190 136V135H189ZM188 136V137H189ZM218 136H219V134H218ZM8 137H10V136H8ZM16 137H17V135H16ZM175 137V136H174ZM23 138V137H22ZM168 138V137H167ZM172 138V137H171ZM170 138V139H171ZM216 138V137H215ZM98 139V138H97ZM160 139H162V138H160ZM166 139V138H165ZM178 139V138H177ZM223 139V138H222ZM15 140V139H14ZM18 140V139H17ZM16 140V141H17ZM139 140V139H138ZM179 140V139H178ZM217 140V139H216ZM12 141V140H11ZM15 141V142H16ZM160 141V140H159ZM174 141V140H173ZM173 141H171V142H173ZM218 142H219V140H217ZM136 142H138V141H136ZM169 142V141H168ZM221 142V141H220ZM223 142H224V140H223ZM10 143V142H9ZM134 143H135V141H134ZM160 143V142H159ZM164 143V142H163ZM175 143V142H174ZM32 144V143H31ZM169 144V143H168ZM7 145V144H6ZM175 145V144H174ZM201 145V144H200ZM218 144H216V146H217ZM222 145V144H221ZM166 146V145H165ZM220 145H218V147H219ZM7 147V146H6ZM10 146H8L7 148H9ZM19 147V146H18ZM97 147V146H96ZM172 147V146H171ZM4 148H5V146H4ZM104 147L102 146V149H103ZM170 148V147H169ZM6 149V148H5ZM174 149V148H173ZM11 150V149H10ZM134 150V149H133ZM94 151H95V149H94ZM159 151V150H158ZM158 151H156V152H158ZM171 151V150H170ZM206 151V150H205ZM208 151V150H207ZM155 152V151H154ZM166 152V151H165ZM203 152H204V150H203ZM258 152H260V151H258ZM263 152V151H262ZM12 153V152H11ZM168 153H170L168 156H167V158L165 159L164 157H162V158H164V160L163 161H160L158 164H157V166L153 169V174H151L150 172V174H151V176H149L148 174V176H149V178L147 179L148 180V185H149V189H151V193L153 192L154 193V196H153V198L152 199H150V198H148V199H150V202L148 203V205H147V207L148 208H151L154 212H155V216H156V222H158L159 224H161V223H165V226L167 227L166 228V230H164V231H161L160 230V232H158L157 234H156V236L155 235H152V237H150L151 238V242H149V243H152L153 245H155L156 247L155 248H157L159 251H162L163 253H164V251H166V250H169L170 252H173V253H176V255H180L181 256V258L179 259V261H178V263L177 264H195V262L196 261H198L197 260V258L200 256V255H204L206 252H207V250L209 249L208 247L211 245V248L213 247V248H215V244L214 243H217V242H220V237L222 236V234H223V232L224 233H226V235L227 236H229V238H239L241 235L239 234V231L237 230V228H232L231 226H233V223L229 220V218L227 217V212H228V209L226 210V215L224 214L223 216H222V214H220V212H221V208L223 207V208H225L226 209V207H229V205H231L230 203H232V201H234V203H235V205L236 204H239L240 202H238V200H240V199H238L236 196H231L230 197V199L229 198H224L223 196H222V194L220 193V191H217V190H219V189H223V188H219V187H217V189L215 190V191H213V192H204L203 190H205V189H203L202 191V197L198 200V202H199V204L197 205V207L196 208H194L196 205L194 204H192V203H188V202H190V201H193V198L194 197H196V196H198V198H199V195L197 194V193H199V191L201 190L200 189V187L198 186V188L200 189V190H195L197 193H195L194 192V188H195V186L197 185V181L198 180H196V177L197 176H195L194 175V172H195V168H194V165H192L191 163H189V159H188V156H186L187 154L186 153H182V152H177V150H176V152H175V150L174 151H172V152H168ZM10 154V153H9ZM15 154V153H14ZM94 154H96V153H94ZM131 154H133V152H131ZM217 154V153H216ZM258 154H260V153H258ZM7 155V156H6ZM92 155V154H91ZM160 155V154H159ZM158 155V156H159ZM165 155V154H164ZM261 155V154H260ZM259 155V156H260ZM17 156V155H16ZM131 156H133V155H131ZM157 156V155H156ZM262 156V155H261ZM20 157V156H19ZM103 157H105V156H103ZM118 157V156H117ZM130 157V156H129ZM190 157V156H189ZM88 158H90V157H88ZM131 158V157H130ZM158 158V157H157ZM161 158V159H162ZM212 158V157H211ZM15 159H16V157H15ZM87 159V158H86ZM132 159V158H131ZM146 159V158H145ZM200 159V158H199ZM88 160V159H87ZM124 160V159H123ZM123 160L121 161V162H123ZM214 160V159H213ZM221 160V159H220ZM127 161V160H126ZM199 161V160H198ZM120 162V163H121ZM134 162V161H133ZM137 162V161H136ZM135 163V162H134ZM96 164H97V161H96ZM126 164V163H125ZM122 165H124V164H122ZM129 165V164H128ZM135 165V164H134ZM119 166V165H118ZM126 166V165H125ZM130 166V165H129ZM147 166V165H146ZM205 166V165H204ZM24 167V166H23ZM98 167V166H97ZM128 167V166H127ZM18 168V167H17ZM137 168H143L142 166L141 167H137ZM200 168V167H199ZM37 169V168H36ZM147 169V168H146ZM22 170V169H21ZM105 171V169H104V167H98L97 168V172L99 171V172H101V174H102V171ZM152 170V169H151ZM197 170V169H196ZM207 169H205V168H201V172L203 173V172H205ZM147 171V170H146ZM22 172V171H21ZM132 172V171H131ZM140 172V171H139ZM138 172V173H139ZM200 172V173H201ZM218 172V171H217ZM133 173V172H132ZM17 174V173H16ZM16 174H14V175H16ZM144 174V173H143ZM136 175V174H135ZM142 175V174H141ZM146 175V174H145ZM127 176V175H126ZM138 175H136V177H137ZM16 177V176H15ZM14 177V178H15ZM30 177V176H29ZM139 177H141V176H139ZM138 177V179H140ZM142 177H144V176H142ZM141 177V178H142ZM14 178H12V179H14ZM20 178V177H19ZM137 179V180H138ZM198 179V178H197ZM17 180V179H16ZM132 180H133V177H132ZM141 180V179H140ZM144 180H146V179H144ZM30 181V180H29ZM136 181V180H135ZM207 180H205V182H206ZM2 182V184L3 185H5L6 186V184L5 183H3ZM157 182H160V184L161 185H158L157 184ZM7 183H9V182H7ZM127 183V182H126ZM133 183V182H132ZM131 183V185L133 186L134 184H132ZM136 183V182H135ZM143 183L144 182H138V185H137V187H135V189L133 190L132 188H131V191L133 190V193H136V194H138V195H142V193L144 192V190H143V187H144V185H143ZM145 183H147V182H145ZM203 183H204V180H203ZM203 183H200V184H203ZM1 184V185H2ZM22 184V183H21ZM89 184V183H88ZM88 184L83 188V194H84V200L87 202V203H89L90 204V196H89V191H90V185L88 186ZM199 184V183H198ZM215 184V183H214ZM230 184H232V183H230ZM3 185H2V187H3ZM8 185V184H7ZM92 185V184H91ZM209 185V184H208ZM130 186V185H129ZM131 186V187H132ZM205 186H207V185H205ZM216 186V185H215ZM126 187V186H125ZM210 187H212V186H210ZM220 187H222V186H220ZM234 187H235V185H234ZM128 188V187H127ZM202 188V187H201ZM208 188H209V186H208ZM233 188V187H232ZM4 190H5V187L3 188ZM144 189H145V187H144ZM148 189V188H147ZM147 189H145V190H147ZM197 189V188H196ZM206 189H207V187H206ZM212 189V188H211ZM215 189V188H214ZM127 190H130V187H129V189H127ZM236 190V189H235ZM5 192H7V191H5ZM148 192V191H147ZM150 192V191H149ZM148 192V193H149ZM234 192V191H233ZM4 193V192H3ZM2 193V194H3ZM132 193V192H131ZM130 193V194H131ZM147 193V194H148ZM201 193V192H200ZM199 193V194H200ZM0 195H1V193H0ZM6 195V194H5ZM5 195H3V198H4V196ZM129 195V194H128ZM237 195V194H236ZM2 196V195H1ZM23 196V195H22ZM27 196V195H26ZM133 196V195H132ZM135 196V195H134ZM143 196V195H142ZM141 196V197H142ZM145 196V195H144ZM151 196V195H150ZM40 197V196H39ZM138 197H140V196H138ZM6 198V197H5ZM21 198V197H20ZM29 198H30V196H29ZM29 198H28V200H29ZM134 198V197H133ZM143 198V197H142ZM7 199V198H6ZM25 199H27V198H25ZM32 199V198H31ZM144 199H145V197H144ZM196 199V198H195ZM3 200V199H2ZM135 200L136 199H134V202H135ZM36 201V200H35ZM138 201V200H137ZM147 201V200H146ZM7 202H9V201H7ZM3 203H5L4 201H3ZM138 203V202H137ZM140 203H142V202H140ZM233 203V204H234ZM9 204L10 203H8V204H6V205H8L9 206ZM22 204V203H21ZM27 204V203H26ZM88 204V205H89ZM190 204H192L193 206H192V208L191 207H189V205ZM5 205V204H4ZM35 205V204H34ZM33 205V206H34ZM8 206H7V208H8ZM137 206V205H136ZM5 207V206H4ZM3 207V208H4ZM11 207V205L9 206V208ZM15 207V206H14ZM2 208V207H1ZM11 208H13V207H11ZM11 208H10V211H11ZM137 208H138V206H137ZM140 208V207H139ZM6 209V208H5ZM25 209V208H24ZM150 209V210H151ZM29 210V209H28ZM136 210V209H135ZM142 210V209H141ZM149 210V209H148ZM149 210V211H150ZM1 211V210H0ZM5 211V210H4ZM9 211V210H8ZM34 211V210H33ZM152 211V212H153ZM27 212V211H26ZM25 212V213H26ZM135 212V211H134ZM140 212H142V211H140ZM151 212V211H150ZM8 213H10V212H8ZM143 213V212H142ZM142 213H141V216H139V217H136L135 218V220L133 221V222H136L137 224H139V223H141V224H143L142 222L145 220H143V218H145L143 215H142ZM3 214H4V219L2 220V222L0 223L1 225H0V228H1V231H2V234L4 235L3 237H4V244H5V246H6V244H8L9 242H11L10 240H12V236H11V234L9 235V233L11 232V230H10V228H12L13 229V224H9V221H8V215L9 214H5L4 212H3ZM29 214V213H28ZM33 214V213H32ZM131 214H133V212L131 213ZM137 214L138 213H136V215L135 216H137ZM144 214H145V212H144ZM154 215V214H153ZM153 215H152V217H153ZM128 216H129V214H128ZM132 216H134V215H132ZM145 216H146V214H145ZM154 216V217H155ZM254 216V218H255V215H253ZM0 217H2V216H0ZM25 217H26V214H25ZM179 217V218H178ZM22 218H23V216H22ZM27 218H28V215H27ZM32 218V217H31ZM30 218V219H31ZM132 218V217H131ZM130 218V219H131ZM148 218V217H147ZM146 218V219H147ZM179 219V224H178V226H179V228L178 229H176L175 230V228H174V230L175 231H172L173 229V226H176L175 225V223H174V221H175V219ZM252 218V217H251ZM19 219V218H18ZM24 219V218H23ZM22 219V220H23ZM26 219V218H25ZM29 219V218H28ZM27 219V220H28ZM134 219V218H133ZM9 220H11V219H9ZM21 220V219H20ZM33 220V219H32ZM40 220V219H39ZM46 220V219H45ZM129 220V219H128ZM150 220V219H149ZM153 220H154V218H153ZM154 220V221H155ZM253 220H255V219H253ZM253 220H251V221H253ZM1 221V220H0ZM26 221V220H25ZM24 221V222H25ZM29 221V220H28ZM28 221H27V223H28ZM34 221V220H33ZM131 221V220H130ZM130 221H129V223H130ZM146 221V220H145ZM250 221V220H249ZM248 221V222H249ZM259 221H261V219L259 220ZM258 221V222H259ZM23 222V221H22ZM153 222V221H152ZM177 222V223H178ZM244 222V221H243ZM264 222V221H263ZM15 223V222H14ZM29 223H31L30 225H32V222H29ZM34 223V222H33ZM129 223H127V224H129ZM146 223H148V222H146ZM250 223V222H249ZM262 223V222H261ZM17 225L19 224V221H18V223H16ZM25 224V223H24ZM38 224V223H37ZM36 224V225H37ZM132 223H130V225H131ZM145 224V223H144ZM143 224V225H144ZM152 224H154V222L152 223ZM158 224V225H159ZM252 224V223H251ZM254 224H256V223H254ZM260 224V223H259ZM20 225V224H19ZM30 225H28V226H30ZM34 225V224H33ZM134 225V224H133ZM155 225V224H154ZM163 225V224H162ZM247 225H249V224H247ZM257 225V224H256ZM261 225H263V224H261ZM21 226H23L22 225V223H21ZM25 226V225H24ZM35 226V225H34ZM44 226V225H43ZM135 226V225H134ZM133 226V227H134ZM145 226H146V224H145ZM151 226H153V225H151ZM157 226V225H156ZM155 226V227H156ZM164 226V225H163ZM164 226V227H165ZM177 226V227H178ZM32 227V226H31ZM130 227V226H129ZM132 226H131V228H133ZM160 227V225L158 226V228ZM251 227H252V225H251ZM250 227V228H251ZM255 227H258V226H254V228H252V229H255ZM14 228H16L15 226H14ZM29 228V227H28ZM37 228V227H36ZM141 228V227H140ZM143 228V227H142ZM247 228H248V226H247ZM259 228V227H258ZM134 229H136L135 227H134ZM257 229V228H256ZM262 229V228H261ZM15 230V229H14ZM19 230V229H18ZM25 230V229H24ZM28 230H30V229H28ZM27 230V231H28ZM32 230H34L35 231V229H32ZM128 230H129V228H128ZM137 230V229H136ZM154 230H156V229H154ZM259 230H260V228H259ZM26 231V232H27ZM94 231V230H93ZM98 231V230H97ZM139 231V230H138ZM158 231V230H157ZM156 231V232H157ZM251 231V230H250ZM16 232H18L17 230H16ZM20 232V231H19ZM253 232H254V230H253ZM11 233H13V231L11 232ZM15 233V232H14ZM28 233V232H27ZM31 233V232H30ZM33 233V232H32ZM133 233V232H132ZM152 234H153V231L151 232ZM256 233V232H255ZM2 234H0V237H1V235ZM19 234V233H18ZM23 234H26V233H24L23 232ZM169 234H171V235H169ZM15 235H16V233H15ZM14 235V236H15ZM30 235V236H29ZM28 236L29 237H31L32 235L31 234H29ZM33 235H35V234H33ZM37 235V234H36ZM92 235V234H91ZM94 235V234H93ZM221 235V236H220ZM17 236H21L22 237V235L20 234V235H17ZM117 237H118V235H116ZM124 236V235H123ZM128 236V235H127ZM20 237V238H21ZM94 237V236H93ZM194 237H196V239H194ZM199 237V238H198ZM16 238H18V237H16ZM38 238V237H37ZM119 238V237H118ZM150 238H148V239H150ZM22 239V238H21ZM31 239V238H30ZM33 239V238H32ZM2 240H3V238H2ZM35 240V239H34ZM47 240V239H46ZM13 241V240H12ZM16 241V240H15ZM23 241V240H22ZM29 241V240H28ZM44 241H45V238H44ZM43 241V242H44ZM2 242V241H1ZM46 242V241H45ZM45 242L42 244L43 246H42V248L46 245L45 244ZM146 242V241H145ZM14 243H16V242H14ZM20 243V242H19ZM30 243V242H29ZM33 243V242H32ZM32 243H30V245L32 244ZM121 243V242H120ZM148 243V242H147ZM155 243V244H154ZM223 243V242H222ZM3 244V243H2ZM28 244V243H27ZM36 244V243H35ZM38 244V243H37ZM50 244V243H49ZM144 245H145V243H143ZM152 244H149V245H152ZM213 244V245H212ZM1 245V244H0ZM20 245V244H19ZM18 245V246H19ZM26 245V244H25ZM34 245V244H33ZM125 245V244H124ZM153 245L151 246V247H153ZM9 246V245H8ZM14 247H15V245H13ZM36 246V245H35ZM40 246V245H39ZM121 246V245H120ZM7 247V246H6ZM5 247V248H6ZM17 247V246H16ZM15 247V248H16ZM30 247H32V246H30ZM30 247H29V249H30ZM5 248H4V252L7 250V248H6V250H5ZM26 248H28V247H26ZM33 248L34 247H32L31 249H32V251H34L33 250ZM40 248V247H39ZM148 248V247H147ZM3 249V248H2ZM18 249H20V248H18ZM23 249V248H22ZM41 249V248H40ZM51 249V248H50ZM54 249V248H53ZM144 249H146V247L144 248ZM9 250V249H8ZM7 250V251H8ZM15 250V249H14ZM13 250V251H14ZM24 250V249H23ZM37 250V249H36ZM44 250H46V249H44ZM3 251V250H2ZM25 251H26V249H25ZM31 251V250H30ZM54 251V250H53ZM159 251H157V252H159ZM3 252V253H4ZM15 252V251H14ZM20 252H21V250H20ZM19 252V253H20ZM35 252H37V251H35ZM35 252H34V254H35ZM44 252H46V251H44ZM119 252L121 253V254H119L120 256H125V257H127V258H130V259H134V260H137V261H139V262H145L147 259H146V257H148V256H143V255H140V256H135L134 254H133V252H131V250L130 251H128V249H125L124 247H119ZM118 252V253H119ZM2 253V252H1ZM2 253V254H3ZM7 253H9V252H7ZM17 253V252H16ZM28 253H30V252H28ZM39 253V252H38ZM48 253V252H47ZM198 253H200V254H198ZM14 254V253H13ZM20 254H22V253H20ZM27 254V253H26ZM31 254H32V252H31ZM37 254V253H36ZM35 254V255H36ZM42 254V253H41ZM166 254V253H165ZM9 255V254H8ZM11 255V254H10ZM23 256H26V255H24V252H23V254H22ZM21 255V256H22ZM52 254H50V256H51ZM2 256V255H1ZM17 256V255H16ZM15 256V257H16ZM32 256H33V254H32ZM39 256V255H38ZM45 256H47L46 254H45ZM165 256V255H164ZM28 257V256H27ZM35 257V256H34ZM167 257V256H166ZM178 257V256H177ZM243 257V256H242ZM1 258V257H0ZM3 259H1V264H12L13 262H14V259L11 257V258H9L7 255H6V253L3 255V257H2ZM17 258V257H16ZM18 258H20V257H18ZM31 258V257H30ZM36 258H40V257H36ZM42 260H44V259H46V257L43 259V255H42ZM51 258V257H50ZM56 258V257H55ZM155 258V257H154ZM173 258V257H172ZM245 258V257H244ZM247 258V257H246ZM250 258V257H249ZM253 258V257H252ZM23 259V258H22ZM149 259V258H148ZM199 259V258H198ZM230 259V258H229ZM248 259V258H247ZM18 260V259H17ZM25 260H26V258H25ZM39 260V259H38ZM37 260V261H38ZM50 260H52V259H50ZM54 260V259H53ZM106 260V259H105ZM108 260V259H107ZM154 260V259H153ZM156 260V259H155ZM158 260V259H157ZM161 260H164V259H160V261L159 262H161ZM170 260V259H169ZM238 260V259H237ZM236 260V261H237ZM246 260V259H245ZM244 260V261H245ZM253 260V259H252ZM251 260V261H252ZM22 261V260H21ZM31 261H33V260H31ZM31 261H30V263H31ZM110 261V260H109ZM166 261V260H165ZM171 261H173V260H171ZM234 261H235V259H234ZM233 260H229V261H226V264H232L233 262H234ZM244 261H241V263L242 262H244ZM248 261V260H247ZM250 261V260H249ZM20 262V261H19ZM24 262V261H23ZM27 262V261H26ZM39 262V261H38ZM46 262H48V260L46 261ZM108 262V261H107ZM153 262H155V261H153ZM152 262V263H153ZM158 262V263H159ZM163 262V261H162ZM18 263V262H17ZM21 264H23L22 262H20ZM35 263V262H34ZM40 263V262H39ZM38 263V264H39ZM55 263V262H54ZM53 263V264H54ZM164 263V262H163ZM173 263V262H172ZM252 263H253V261H252ZM16 264V263H15ZM24 264H25V262H24ZM27 264V263H26ZM28 264H29V262H28ZM33 264V263H32ZM41 264H43V263H41ZM48 264V263H47ZM59 264V263H58ZM155 264H156V262H155ZM224 264V263H223ZM244 264V263H243ZM248 264V263H247Z\"/></svg>",
    "mask_w": 264,
    "mask_h": 264
}]
</instances>
